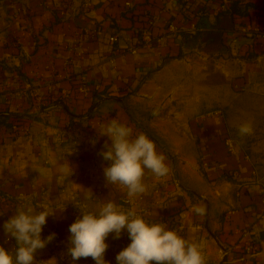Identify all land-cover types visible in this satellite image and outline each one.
<instances>
[{
  "label": "crops",
  "instance_id": "obj_1",
  "mask_svg": "<svg viewBox=\"0 0 264 264\" xmlns=\"http://www.w3.org/2000/svg\"><path fill=\"white\" fill-rule=\"evenodd\" d=\"M127 1L43 0L8 20L0 6V246L11 252L4 219L21 201L52 214L41 238L54 239L36 251L34 264H96L68 255L69 226L81 211L98 212L108 201L126 209L127 190L107 185L103 168L111 162L99 154L108 140L100 126L116 119L133 135L146 134L170 169L162 178L146 170V191L128 209L151 206L148 223L203 242L205 264H264V37L253 41L240 32L264 24V0H240L247 15L224 31L217 49L206 48L196 32L216 25L233 0ZM149 27L154 37L146 43ZM82 82L90 94L78 90ZM214 108L225 110L224 120L202 116ZM243 123H251L252 134H239ZM226 135L238 155L227 152ZM68 161L74 174L61 181L59 168ZM114 236L105 239L107 264H118L129 245ZM247 242L256 253L244 261Z\"/></svg>",
  "mask_w": 264,
  "mask_h": 264
},
{
  "label": "clouds",
  "instance_id": "obj_2",
  "mask_svg": "<svg viewBox=\"0 0 264 264\" xmlns=\"http://www.w3.org/2000/svg\"><path fill=\"white\" fill-rule=\"evenodd\" d=\"M238 131L245 136L252 134L253 128L251 123H243ZM99 136L108 137L99 153L104 161L111 162L103 168L106 183L122 186L129 198L146 191L143 182L146 170L156 178L169 174L164 155L157 152L154 142L146 134L133 135L131 127L112 119L100 126ZM228 143L231 145V141ZM38 171L41 175L46 174V169ZM59 172L61 181L70 179L74 168L68 161L61 165ZM93 195L92 189H86L85 199H91ZM18 199L24 200L23 195ZM193 211L203 216L206 210L197 206ZM81 212L82 217L69 226L68 255L73 261L92 257L96 264H107L104 259L108 247L106 237L115 233L114 238L119 239L126 230L131 243L117 254L118 264H150L153 261L156 264H205L203 242H189L163 223L150 224L134 209L123 211L108 201L98 212ZM50 215L47 210L34 213L30 206L21 204L3 225L6 235L16 240L14 256L0 246V264H34L36 251L54 239L55 234L41 238L42 228Z\"/></svg>",
  "mask_w": 264,
  "mask_h": 264
},
{
  "label": "built area",
  "instance_id": "obj_3",
  "mask_svg": "<svg viewBox=\"0 0 264 264\" xmlns=\"http://www.w3.org/2000/svg\"><path fill=\"white\" fill-rule=\"evenodd\" d=\"M224 2H228V0H224ZM127 5H131V2L128 0L126 2ZM171 31H175L177 29V27L175 26H171L170 27ZM191 30H193V32L196 31V28H195V23L192 24V28ZM240 32L242 34H245V35H250L252 36V38L254 39L253 41H255L257 39V35H260L262 37H264V24H262L261 22H256V23H248L246 25H244L241 29H240ZM153 37H154V30L149 27L147 30L144 31L143 35H142V40L146 43H151L153 41ZM110 40L112 42H115L118 40V36L116 35H113L110 37ZM132 52H136V49L133 48L131 50ZM78 90L83 93L84 95H88L90 94L91 92V88L89 85H87L85 82H82L79 87H78ZM203 117L205 118H211V117H216V118H219L221 120H224L225 119V116H226V112L224 109L222 108H214V109H210V110H207L206 112H204L202 114ZM15 128H17V126L15 125L14 126ZM228 141H231V145H229ZM223 142H224V146L227 150V152L231 155H238L239 154V150L238 148L236 147V142H235V139L231 136V135H226L223 139ZM246 158H249L248 156H246ZM201 167L204 171H206V173L209 172L210 170V160L209 159H206V158H203L201 160ZM254 175L256 176V172H254ZM3 200H7V201H11V199L7 198V197H4ZM13 203H14V200H13ZM263 203H264V199H263ZM22 204L21 201H18V205L17 207H19L20 205ZM123 204L126 206V209H123V211H127L129 210L127 207L130 206L132 204V198H129L127 195L125 196V198L123 199ZM16 209L13 210V213L10 214L8 216V218L4 219V223L9 220L11 218L12 215H14ZM262 211L264 212V210L262 209ZM143 218L146 220V218L143 216ZM122 239H124L125 241H127L129 244L131 243V240L128 236V233L126 230H123L122 231ZM5 242L7 244H9L8 247L11 248V252H14V249L16 247V240L15 238H9L7 235H5ZM229 253L228 250H223L222 251V256L225 257L227 256ZM256 253V248H255V245L254 243L252 242H247L246 245H245V255L242 257V260L244 261H247L248 260V256H254V254ZM247 256V257H246Z\"/></svg>",
  "mask_w": 264,
  "mask_h": 264
},
{
  "label": "trees",
  "instance_id": "obj_4",
  "mask_svg": "<svg viewBox=\"0 0 264 264\" xmlns=\"http://www.w3.org/2000/svg\"><path fill=\"white\" fill-rule=\"evenodd\" d=\"M245 7L246 5H244L240 0H233L227 9L219 13L216 25L203 32H196L198 35H201L204 41H207L206 48L217 49L220 46L224 31L235 27L236 19L239 16L247 15V7Z\"/></svg>",
  "mask_w": 264,
  "mask_h": 264
},
{
  "label": "rangeland",
  "instance_id": "obj_5",
  "mask_svg": "<svg viewBox=\"0 0 264 264\" xmlns=\"http://www.w3.org/2000/svg\"><path fill=\"white\" fill-rule=\"evenodd\" d=\"M43 0H0V6H2L3 10L6 12V17L5 19L7 18L10 19L12 18V16L14 17H17L19 16L20 12L22 10H24L23 7H27V6H33V5H36V4H40ZM45 1V4H49V2L51 1V3L53 5H58V6H62V2H68V0H44ZM149 208L152 209L151 206H149ZM148 208V209H149ZM149 210L147 211L146 209H134L136 214L141 216V217H145L146 218V215L145 214H149L151 215L152 213V210ZM182 210V206L179 205L177 206L176 209H174V214L176 213H180V211Z\"/></svg>",
  "mask_w": 264,
  "mask_h": 264
}]
</instances>
